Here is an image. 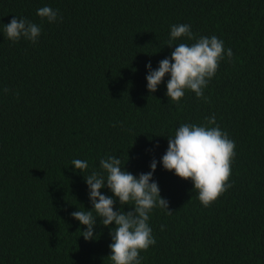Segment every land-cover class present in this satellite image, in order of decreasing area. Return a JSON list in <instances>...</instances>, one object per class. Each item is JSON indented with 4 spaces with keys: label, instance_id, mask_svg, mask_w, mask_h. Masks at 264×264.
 Here are the masks:
<instances>
[{
    "label": "trees",
    "instance_id": "1",
    "mask_svg": "<svg viewBox=\"0 0 264 264\" xmlns=\"http://www.w3.org/2000/svg\"><path fill=\"white\" fill-rule=\"evenodd\" d=\"M45 6L55 22L37 15ZM14 16L40 26L36 43L7 38ZM173 24L224 41L207 101L188 89L171 101L170 74L147 89L146 65L156 70L174 46L195 42L167 46ZM212 116L235 156L232 187L205 207L161 158L180 125ZM109 156L137 178L157 161L152 179L172 213H149L156 243L141 264H264V0H0V264H112L115 225L98 217L86 241L71 215L92 210L84 176Z\"/></svg>",
    "mask_w": 264,
    "mask_h": 264
},
{
    "label": "clouds",
    "instance_id": "2",
    "mask_svg": "<svg viewBox=\"0 0 264 264\" xmlns=\"http://www.w3.org/2000/svg\"><path fill=\"white\" fill-rule=\"evenodd\" d=\"M37 15L47 18L49 23L55 22L58 16L57 11L48 6L38 9ZM4 33L13 42L23 37L36 43L41 28L31 21L14 16L4 26ZM181 37L195 42L191 45L179 43L174 46L170 58L160 61L156 70H152L151 63L146 65L149 70L146 76L147 89L154 93L165 75L170 74L166 95L171 101L178 103L186 89L194 92L197 98L207 101L204 88L224 58V41L215 35L196 39L190 25L173 24L167 46L173 47L172 41ZM232 56L231 49H228L227 57L231 59ZM209 125H216L215 116L206 118L204 125H180L174 136L168 137V148L161 158L165 170L173 171L181 179L193 182L198 199L205 207L232 187L228 181L231 162L235 156V142L218 125ZM99 164L102 172L93 171L87 177L83 175L89 189L92 210H78L71 215L81 225L87 226V230L81 232L86 241L95 238L93 229L98 217L105 227L114 224L115 227L110 230L112 243L109 245L111 255L108 257L112 264H141L140 252L156 243L148 224L149 213L154 207L172 213L168 210V201L160 196L157 182L152 179L157 161L151 162L150 172L141 173L138 178L122 170L121 160L117 157L102 158ZM72 165L80 172L88 168L87 161L80 159H74ZM105 186L118 198L120 211L113 210L116 203L113 197L101 194L100 190ZM130 202L134 210L125 213L122 206L129 205Z\"/></svg>",
    "mask_w": 264,
    "mask_h": 264
}]
</instances>
